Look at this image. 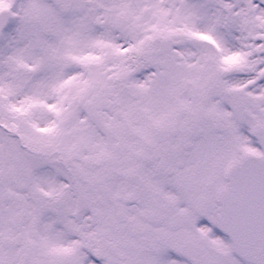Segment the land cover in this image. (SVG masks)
<instances>
[{"label": "snow or ice", "instance_id": "obj_1", "mask_svg": "<svg viewBox=\"0 0 264 264\" xmlns=\"http://www.w3.org/2000/svg\"><path fill=\"white\" fill-rule=\"evenodd\" d=\"M0 264H264V0H0Z\"/></svg>", "mask_w": 264, "mask_h": 264}]
</instances>
